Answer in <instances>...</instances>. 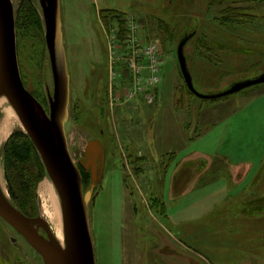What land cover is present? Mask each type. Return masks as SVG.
<instances>
[{"label":"rangeland","instance_id":"obj_1","mask_svg":"<svg viewBox=\"0 0 264 264\" xmlns=\"http://www.w3.org/2000/svg\"><path fill=\"white\" fill-rule=\"evenodd\" d=\"M13 2L17 17L21 0ZM32 2L42 13L40 0ZM61 8L71 75L69 146L76 161L90 139L99 138L106 147L104 178L89 205L97 264H264V111L257 115L255 104L236 121L232 116L264 92V83L204 99L188 88L178 59L179 42L193 33L185 54L194 85L205 94L262 75L264 0H61ZM100 8L126 13L122 37L118 23L108 27L102 20ZM229 9L244 15L234 16ZM160 20L174 31L166 43L158 35ZM32 41L17 36L22 77L31 92L47 94L53 91L48 49L46 57ZM153 43L160 51L162 79L148 103L143 88L131 96L143 81L130 58L133 49ZM137 60L147 64L143 56ZM5 107L0 104V125ZM250 113L254 120H246ZM249 124L256 128L247 134ZM17 129L24 130L18 116L0 140V182L8 191L4 149ZM225 133L232 135L229 149L234 156L242 157L252 145L262 146V165L250 176L246 169L237 173L238 167L224 155L207 152L211 141L218 143ZM197 138V145L190 143ZM188 143L190 149L206 150L210 166L196 177L192 194L173 200L166 171L172 161L171 171L177 159L184 161L186 155L178 158L177 151ZM239 146L247 147L241 152ZM46 179L51 180L48 173L38 185L40 214L39 188ZM178 204L188 212L207 210L179 223L170 215ZM0 264H44L1 217Z\"/></svg>","mask_w":264,"mask_h":264},{"label":"water","instance_id":"obj_2","mask_svg":"<svg viewBox=\"0 0 264 264\" xmlns=\"http://www.w3.org/2000/svg\"><path fill=\"white\" fill-rule=\"evenodd\" d=\"M40 2L53 75V91L48 89L47 92L48 109L26 87L22 77L13 0H0V99L5 97L16 111L55 184L61 201L64 244L43 214H25L14 204L1 182L0 217L27 240L41 255L44 264H97L89 205L96 186L104 178L106 147L99 138H93L78 161L71 152L66 130L70 118L71 75L61 0ZM192 36L193 33L187 34L179 42L178 59L188 88L198 97L218 99L264 83L263 73L215 94L200 92L194 85L185 54V46ZM81 167L91 174V185L87 190Z\"/></svg>","mask_w":264,"mask_h":264},{"label":"trees","instance_id":"obj_3","mask_svg":"<svg viewBox=\"0 0 264 264\" xmlns=\"http://www.w3.org/2000/svg\"><path fill=\"white\" fill-rule=\"evenodd\" d=\"M229 12L234 13V16L244 15L236 9H229ZM100 16L108 27L118 23L121 30L119 36L124 35L126 13L115 8H103L100 10ZM16 32L17 36L21 34L22 36L31 37L33 45H38L41 48V53L43 55L46 53L47 57L43 18L32 0H21L16 17ZM158 35L164 43L174 38L173 28L167 21L160 20ZM32 93L48 109L49 102L46 92L43 91V95L36 91H32ZM4 150L6 179L14 204L29 216L39 215L38 185L47 175V170L32 139L24 130L17 129L11 133ZM81 169L85 187L89 188L91 174L84 168L81 167ZM155 200L159 201L157 198ZM162 204L164 207L162 210H164L165 205Z\"/></svg>","mask_w":264,"mask_h":264},{"label":"crops","instance_id":"obj_4","mask_svg":"<svg viewBox=\"0 0 264 264\" xmlns=\"http://www.w3.org/2000/svg\"><path fill=\"white\" fill-rule=\"evenodd\" d=\"M103 9V8H100ZM255 104H258L257 107V115L258 113L260 115H262V109L264 111V92L260 93L259 95H255L253 98H251V100L248 102V104L244 107V109L242 111H237L236 113H234L232 116H234L233 120L236 121V117L238 118V116H241L242 112H245L247 110H249V108H252V106H254ZM256 115H252V113H250L247 117L246 120H254V117ZM256 126H251L249 124V126L247 127V134H249L251 132V129H255ZM226 130V129H224ZM207 134V133H206ZM205 136V134H204ZM231 134H227L225 133L224 137L219 140V142L217 143V140L215 141H211L212 147H210L207 152L212 151L213 155H221V156H225L226 158H229L231 161V165L233 167H238V169H235L237 171V173H240L242 170L246 169V172L244 174H248L250 176V174L253 172V169L258 167L259 165H262V146H257V145H252L251 148L249 147V150L247 151V153L245 152V155L241 156H234L233 153H231L230 149H229V143H231ZM201 139L203 138V136L200 137ZM199 140V138L197 139H193V141H190L191 144H196L195 142H199L197 141ZM188 143L186 145L183 146V148H180L177 152L180 158L181 155V159L183 156H187L191 151H197L198 153L195 156L192 157H186L184 158V161L180 164L179 163V159L176 160V166L172 169L173 167V161L172 164L169 165L167 171H166V183H168V193L169 195H174V197H172L171 199L175 200L180 199L181 198H186L187 195L192 194L194 188H190L193 184L195 185V180L196 177L199 175L200 171L206 170L209 166L210 163L205 162L207 159L205 157V152L206 150H193L196 148H191V144ZM195 145V146H196ZM245 147L247 146H239L237 149H239L241 152H243V150L245 149ZM203 149L207 148V145L202 147ZM212 149V150H211ZM230 151V152H229ZM188 152V153H187ZM184 154V155H183ZM238 157V158H237ZM206 159V160H205ZM197 163H200V166H198ZM203 164V165H201ZM203 169V170H202ZM234 169V168H233ZM248 176V177H249ZM168 181V182H167ZM188 184H190L188 186ZM217 192V190L212 191V193ZM195 194V193H194ZM197 196V195H196ZM194 196L192 197L193 200H197V198H199V196ZM211 198V197H210ZM163 199V197H162ZM176 206V205H174ZM176 207H178L176 212H170V215L173 216V218L177 221V222H185L187 220V217H191V216H201L204 213H206L205 211H201L199 209H195L192 208L193 210L188 212L187 209H183L180 208V204H178ZM175 207V209H176ZM169 209V207H167V210ZM210 209H213V207L211 206ZM210 209L208 211H210ZM168 218H169V214ZM196 218V217H195ZM194 219V218H193Z\"/></svg>","mask_w":264,"mask_h":264},{"label":"bare ground","instance_id":"obj_5","mask_svg":"<svg viewBox=\"0 0 264 264\" xmlns=\"http://www.w3.org/2000/svg\"><path fill=\"white\" fill-rule=\"evenodd\" d=\"M7 101L8 100L5 97L0 99V104L6 105L4 110L5 117L2 124L0 125V140L8 135L12 123L17 119L18 116L14 108L10 104H7ZM39 194L42 198V214L49 220L58 239L63 243L64 229L61 201L53 181L50 179H46L45 181H43L39 188Z\"/></svg>","mask_w":264,"mask_h":264},{"label":"built area","instance_id":"obj_6","mask_svg":"<svg viewBox=\"0 0 264 264\" xmlns=\"http://www.w3.org/2000/svg\"><path fill=\"white\" fill-rule=\"evenodd\" d=\"M137 40L135 37L129 38ZM133 57L131 60V68L136 74H140L139 79L143 81L141 85L135 86L131 96H134L140 88L147 91V101L152 103L155 98L154 88L159 84L162 77L160 76L161 61L160 51L158 52V46L156 43L150 44L148 47L142 49H133ZM143 56L147 64H140L137 61V56ZM148 71V74H144V71Z\"/></svg>","mask_w":264,"mask_h":264},{"label":"flooded vegetation","instance_id":"obj_7","mask_svg":"<svg viewBox=\"0 0 264 264\" xmlns=\"http://www.w3.org/2000/svg\"><path fill=\"white\" fill-rule=\"evenodd\" d=\"M41 3V2H40ZM15 18H16V11H15Z\"/></svg>","mask_w":264,"mask_h":264}]
</instances>
